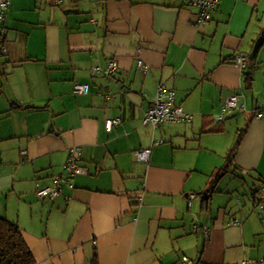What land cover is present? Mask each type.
I'll return each instance as SVG.
<instances>
[{
	"label": "crops",
	"instance_id": "obj_1",
	"mask_svg": "<svg viewBox=\"0 0 264 264\" xmlns=\"http://www.w3.org/2000/svg\"><path fill=\"white\" fill-rule=\"evenodd\" d=\"M189 1L8 0L0 218L35 264H264V0ZM159 87L188 119L145 122Z\"/></svg>",
	"mask_w": 264,
	"mask_h": 264
},
{
	"label": "built area",
	"instance_id": "obj_2",
	"mask_svg": "<svg viewBox=\"0 0 264 264\" xmlns=\"http://www.w3.org/2000/svg\"><path fill=\"white\" fill-rule=\"evenodd\" d=\"M189 2L191 5L200 8V15L196 20V23L199 24L205 23L208 19H210V12L214 11L218 4V0H214L211 2H206L202 0H190ZM8 4H9L8 0L5 1L2 0L1 2L0 23L3 21L2 19L4 17V11L8 8ZM235 58H236L235 62L237 66H239L242 69L246 67L248 60L246 55L239 54ZM140 64L143 65L142 62H140ZM117 66H118L117 62H112L110 65L109 73L114 71L117 68ZM77 89L81 93L88 92V86L77 85ZM236 104H237V97L234 96L230 98L229 101L227 102L226 109L230 111L232 108L236 106ZM258 117L262 118L263 115L260 114L258 115ZM188 118L189 116H186L182 112V109L176 107L175 93L172 91H167L163 87H159L157 99L153 104L152 109L147 114L145 118V122L152 123L158 126L165 122L185 121ZM118 123L119 120H107L106 122L107 130L111 131ZM136 153L142 160H146L150 156V152L148 150H141ZM78 154H79V149H75L72 152L68 160V163L65 165V170L67 173H69V175L80 174L83 172L82 168L79 165H77ZM60 190L61 188L59 185H56L55 187H44L38 190L37 195L42 198L45 197L54 198L60 194L59 192ZM259 192H264V190L262 189ZM256 199H258V207L260 214H264V202L262 201L264 199V196L260 195V197ZM185 264H191V261H186ZM243 264H253V263L250 261H245Z\"/></svg>",
	"mask_w": 264,
	"mask_h": 264
},
{
	"label": "trees",
	"instance_id": "obj_3",
	"mask_svg": "<svg viewBox=\"0 0 264 264\" xmlns=\"http://www.w3.org/2000/svg\"><path fill=\"white\" fill-rule=\"evenodd\" d=\"M235 59L234 64H236ZM260 114L262 113L258 115ZM79 154H81L80 149ZM79 161L78 156L77 165ZM0 264H35L19 225L3 218H0Z\"/></svg>",
	"mask_w": 264,
	"mask_h": 264
},
{
	"label": "rangeland",
	"instance_id": "obj_4",
	"mask_svg": "<svg viewBox=\"0 0 264 264\" xmlns=\"http://www.w3.org/2000/svg\"><path fill=\"white\" fill-rule=\"evenodd\" d=\"M191 264H192V262H191Z\"/></svg>",
	"mask_w": 264,
	"mask_h": 264
}]
</instances>
